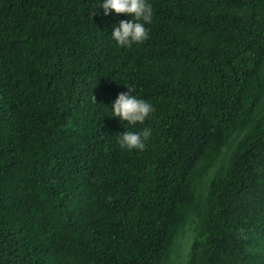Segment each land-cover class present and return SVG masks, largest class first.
<instances>
[{
	"label": "trees",
	"instance_id": "16d2710c",
	"mask_svg": "<svg viewBox=\"0 0 264 264\" xmlns=\"http://www.w3.org/2000/svg\"><path fill=\"white\" fill-rule=\"evenodd\" d=\"M148 2L120 47L98 0H0V264H264V0Z\"/></svg>",
	"mask_w": 264,
	"mask_h": 264
},
{
	"label": "clouds",
	"instance_id": "9594fccd",
	"mask_svg": "<svg viewBox=\"0 0 264 264\" xmlns=\"http://www.w3.org/2000/svg\"><path fill=\"white\" fill-rule=\"evenodd\" d=\"M97 7L102 8L105 15L112 11L129 17L112 26L110 38L117 46L127 47L148 39L149 32L146 25L151 24L153 17L152 6L148 0H98ZM127 89V92L119 93L112 102L109 108L111 117L127 122L128 126L142 124L150 117L153 106L150 102L132 94L131 88L127 87ZM149 135L148 128L140 131L125 130L118 134L117 144L121 150H143Z\"/></svg>",
	"mask_w": 264,
	"mask_h": 264
},
{
	"label": "rangeland",
	"instance_id": "374dc122",
	"mask_svg": "<svg viewBox=\"0 0 264 264\" xmlns=\"http://www.w3.org/2000/svg\"><path fill=\"white\" fill-rule=\"evenodd\" d=\"M191 239H192V232H191V230H189L187 232V235H186L185 239H184V245H183V249H182V252H181V255H180L181 263H184L186 261V259H187L188 252H189V249H190Z\"/></svg>",
	"mask_w": 264,
	"mask_h": 264
}]
</instances>
